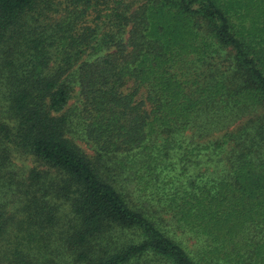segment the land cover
Returning <instances> with one entry per match:
<instances>
[{
  "label": "trees",
  "instance_id": "16d2710c",
  "mask_svg": "<svg viewBox=\"0 0 264 264\" xmlns=\"http://www.w3.org/2000/svg\"><path fill=\"white\" fill-rule=\"evenodd\" d=\"M263 42L216 0H0V264H264Z\"/></svg>",
  "mask_w": 264,
  "mask_h": 264
},
{
  "label": "rangeland",
  "instance_id": "374dc122",
  "mask_svg": "<svg viewBox=\"0 0 264 264\" xmlns=\"http://www.w3.org/2000/svg\"><path fill=\"white\" fill-rule=\"evenodd\" d=\"M217 3L219 4V6L221 8L224 9V11H226L228 13V16L230 18V21L232 23L233 29L237 32V33H244V34H248L249 36H262L264 39V32L262 33V28L264 27V19L263 17L260 16L261 14V7L259 8V6H261L257 0H216ZM207 39L203 41L204 44H206ZM262 49H264V42H263V47ZM195 53H197L196 50H192V52H187L186 49L181 50V54L182 56H184V58H186L187 60H191L193 56H195ZM186 92H189V90L187 89ZM193 96H190V98ZM232 129V128H231ZM193 132V130L189 131L190 135ZM75 144L78 145L83 152L89 156L91 155L90 151L86 148V146L84 145V143H82L81 141L76 140ZM149 193L148 195V199L153 200V201H160L161 203L165 204L168 199L166 200L165 198H163V192H161V190H157L155 188L154 189H150L149 191H147ZM162 196V197H161ZM165 199V201H164ZM151 201V202H153ZM153 205H159L156 202H154ZM155 207L154 209L157 210V214L155 215V217L157 218V220L159 218H163L165 221V226L163 228H165V230H169L171 231V235L173 234L174 237L180 236L181 237V241L184 240L183 244L185 245V247L187 246L188 250L191 252L192 255H194V253L192 251H194L196 249V247H194V240L188 241L185 237H187L185 235V232L183 231L182 228H180L177 223L175 222V224H173L172 222H169L168 219L172 218V214H165L163 212H159L160 207ZM177 226V228H176ZM180 233V234H179ZM263 251H264V237H263ZM141 264H161L162 262H160L157 258H155L153 255H148V257H145V259H141L140 261Z\"/></svg>",
  "mask_w": 264,
  "mask_h": 264
}]
</instances>
